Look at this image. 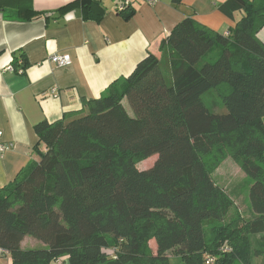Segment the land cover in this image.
<instances>
[{
    "label": "trees",
    "instance_id": "1",
    "mask_svg": "<svg viewBox=\"0 0 264 264\" xmlns=\"http://www.w3.org/2000/svg\"><path fill=\"white\" fill-rule=\"evenodd\" d=\"M78 3L101 19L98 0ZM218 9L242 16L226 33L183 18L159 57L148 52L79 112L34 125L36 158L0 187L10 264H168L169 252L182 264H204L206 254L214 264H264V0ZM228 152L250 180L248 216L212 177ZM25 236L43 247L23 248ZM224 242L231 251L219 253Z\"/></svg>",
    "mask_w": 264,
    "mask_h": 264
},
{
    "label": "crops",
    "instance_id": "2",
    "mask_svg": "<svg viewBox=\"0 0 264 264\" xmlns=\"http://www.w3.org/2000/svg\"><path fill=\"white\" fill-rule=\"evenodd\" d=\"M98 1L99 21L84 17L80 0H0V144L12 145L0 152V187L36 158L35 124L79 112L148 52L159 57V42L183 18L226 33L242 16L220 12L225 0H129L134 13L125 19L115 11L118 0ZM54 53L69 54L71 64L55 66L49 61ZM20 63L23 72L15 71Z\"/></svg>",
    "mask_w": 264,
    "mask_h": 264
},
{
    "label": "rangeland",
    "instance_id": "3",
    "mask_svg": "<svg viewBox=\"0 0 264 264\" xmlns=\"http://www.w3.org/2000/svg\"><path fill=\"white\" fill-rule=\"evenodd\" d=\"M261 39L264 41V30L261 32ZM213 96H206V105L209 106L210 101H212ZM124 105L127 107L126 101ZM220 110V108H215V111ZM264 121V116H263ZM156 156L153 155L137 164L139 169L148 168L151 166L155 160ZM212 177L214 181L223 188L234 200V209L238 212L241 211L245 216L250 214V206L248 201V189L250 180L246 177L245 173L241 170L239 164L231 157L228 152L225 158L220 162L218 167L213 170ZM232 209V212L234 211ZM249 213H247V211ZM151 248L153 247V240L149 241ZM23 248H42L43 243L36 240L30 236H25L24 242L22 243ZM259 247V246H258ZM260 256H255L254 261L258 262ZM1 258V257H0ZM0 264H5V259H0ZM50 264H56L51 262ZM59 264H63L61 261ZM168 264H182L181 259L174 255L172 252L168 253Z\"/></svg>",
    "mask_w": 264,
    "mask_h": 264
},
{
    "label": "built area",
    "instance_id": "4",
    "mask_svg": "<svg viewBox=\"0 0 264 264\" xmlns=\"http://www.w3.org/2000/svg\"><path fill=\"white\" fill-rule=\"evenodd\" d=\"M145 1H147L148 3L154 2V0H145ZM128 5H129V0H118L116 5H115V11L120 12ZM49 61L57 67H65V66H68L71 64V57L69 54H56V53H54V54H51L49 56ZM53 91H55V90H53ZM0 134H1V132H0ZM11 146H12L11 143L0 144V152L2 153L4 151H6L7 149L11 148ZM114 251H115V248L113 247V248L109 249V251H107V254L114 257ZM230 251H231V247L226 242L222 243L220 245V247L218 248L219 253H227ZM7 255H8V251L6 249L0 248V257L7 256ZM217 257L218 256H216V255L206 254L204 257V264H214ZM56 261H57L56 263H60L58 259ZM7 264H10V262Z\"/></svg>",
    "mask_w": 264,
    "mask_h": 264
}]
</instances>
